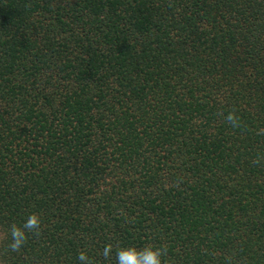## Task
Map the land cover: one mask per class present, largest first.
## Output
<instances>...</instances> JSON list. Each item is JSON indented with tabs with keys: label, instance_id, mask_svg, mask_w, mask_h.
Masks as SVG:
<instances>
[{
	"label": "trees",
	"instance_id": "obj_1",
	"mask_svg": "<svg viewBox=\"0 0 264 264\" xmlns=\"http://www.w3.org/2000/svg\"><path fill=\"white\" fill-rule=\"evenodd\" d=\"M146 244L264 264V0H0V264Z\"/></svg>",
	"mask_w": 264,
	"mask_h": 264
},
{
	"label": "clouds",
	"instance_id": "obj_2",
	"mask_svg": "<svg viewBox=\"0 0 264 264\" xmlns=\"http://www.w3.org/2000/svg\"><path fill=\"white\" fill-rule=\"evenodd\" d=\"M227 121L233 127H239V118L235 112H229ZM41 217L36 212L30 213L23 224L18 225L13 223L10 227L11 243L9 248L11 251L16 252L27 242L28 234L32 233L35 236L41 235ZM168 254L166 245L156 246L154 244H146L140 249L134 245L130 247H121L115 251L116 264H164V258ZM101 256L108 261H111L113 256V246L107 244L104 246ZM78 261L81 264H94L93 260L88 254L81 250L77 255Z\"/></svg>",
	"mask_w": 264,
	"mask_h": 264
}]
</instances>
